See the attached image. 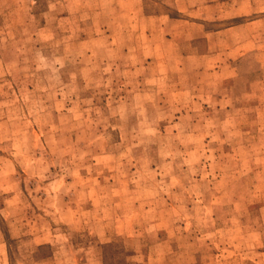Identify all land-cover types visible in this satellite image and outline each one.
I'll list each match as a JSON object with an SVG mask.
<instances>
[{"label": "rangeland", "instance_id": "374dc122", "mask_svg": "<svg viewBox=\"0 0 264 264\" xmlns=\"http://www.w3.org/2000/svg\"><path fill=\"white\" fill-rule=\"evenodd\" d=\"M0 264H264V0H0Z\"/></svg>", "mask_w": 264, "mask_h": 264}]
</instances>
